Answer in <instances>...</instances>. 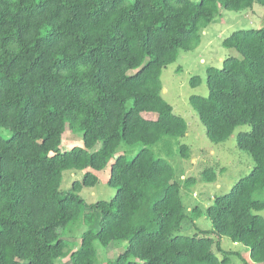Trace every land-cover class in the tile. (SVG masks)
Segmentation results:
<instances>
[{
  "label": "trees",
  "instance_id": "16d2710c",
  "mask_svg": "<svg viewBox=\"0 0 264 264\" xmlns=\"http://www.w3.org/2000/svg\"><path fill=\"white\" fill-rule=\"evenodd\" d=\"M255 3L264 6V0H0V264H56L63 256L96 264V240L127 241L108 264H228L231 254L252 264L223 248L225 236L264 263V26L224 38L239 54L208 67V95L189 98L212 142L251 126L238 133L237 145L254 167L205 209L187 211L166 159H188L191 148L181 140L188 123L163 97L161 80L182 50L200 44L221 6ZM201 82L199 75L191 79ZM67 130L82 131L84 145L60 150ZM110 162L116 194L86 202L81 190L98 184L94 170ZM66 170L84 174L62 189ZM202 178L215 180L217 168H205ZM202 216L212 228L179 233ZM79 223L87 229L76 248L67 237H77L71 229Z\"/></svg>",
  "mask_w": 264,
  "mask_h": 264
},
{
  "label": "rangeland",
  "instance_id": "374dc122",
  "mask_svg": "<svg viewBox=\"0 0 264 264\" xmlns=\"http://www.w3.org/2000/svg\"><path fill=\"white\" fill-rule=\"evenodd\" d=\"M199 1V0H196ZM264 26V6L255 3L253 7L242 10L226 9L220 7V13L202 32L200 44L192 50H182L177 61L164 67L161 80L163 84V97L169 102L174 112L188 123L186 135L181 139L191 148L190 158H182L179 154L174 157H166L175 168V179L182 185V194L187 211L191 212L195 206L202 209L208 207L216 195L228 193L233 185L242 177L249 174L254 167L252 156L237 145V135L242 130H250V125L238 126L234 133L226 141L212 142L206 127L201 122L197 112L192 107L189 98L193 94L208 95L209 88L206 84L208 67L221 68L223 60L231 55H238L236 49L225 47L223 39L238 29L259 28ZM195 75L201 77L202 82L197 85L191 84ZM146 118H156L155 113H143ZM74 145L83 146L82 131L64 133L60 150H70ZM99 142L91 151L99 148ZM121 149L118 153H121ZM115 154L111 162L115 159ZM133 155H129L131 159ZM111 162L102 170H94L100 178V182L92 187L85 186L80 194L88 203L98 200H110L116 194V188L108 183ZM212 166L217 168V178L213 181H205L202 172L205 168ZM84 172L81 170H66L63 176L62 189H69L74 180L82 179ZM194 177L187 187L185 181ZM264 216V210L259 211ZM203 229L212 228V222L205 216L199 217L192 222L183 223L180 234L192 235L196 227ZM87 229L85 224H77L71 230L76 238L67 237L75 241L77 248L81 241V234ZM70 233V232H69ZM126 240H115L108 246L95 241L97 252L96 264H108L113 262L117 256L126 248ZM222 246L226 250L240 251L243 258L251 261L249 248L242 243L233 242L228 237H223ZM222 256V255H220ZM56 264H72L69 256H63L56 260ZM228 264H245L237 254L230 255Z\"/></svg>",
  "mask_w": 264,
  "mask_h": 264
},
{
  "label": "crops",
  "instance_id": "0c3cea01",
  "mask_svg": "<svg viewBox=\"0 0 264 264\" xmlns=\"http://www.w3.org/2000/svg\"><path fill=\"white\" fill-rule=\"evenodd\" d=\"M264 264V263H263Z\"/></svg>",
  "mask_w": 264,
  "mask_h": 264
}]
</instances>
